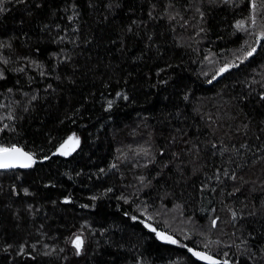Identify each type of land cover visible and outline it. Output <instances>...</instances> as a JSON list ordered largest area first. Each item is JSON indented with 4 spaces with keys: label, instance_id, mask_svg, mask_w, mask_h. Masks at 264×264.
<instances>
[{
    "label": "trees",
    "instance_id": "1",
    "mask_svg": "<svg viewBox=\"0 0 264 264\" xmlns=\"http://www.w3.org/2000/svg\"><path fill=\"white\" fill-rule=\"evenodd\" d=\"M261 33L264 0H0V146L34 157L0 264H264Z\"/></svg>",
    "mask_w": 264,
    "mask_h": 264
},
{
    "label": "snow or ice",
    "instance_id": "2",
    "mask_svg": "<svg viewBox=\"0 0 264 264\" xmlns=\"http://www.w3.org/2000/svg\"><path fill=\"white\" fill-rule=\"evenodd\" d=\"M238 27H243V25H238ZM260 40H264V33H261L259 36ZM259 42V41H258ZM256 51V48L253 46L250 50L245 52L244 59H247L248 57L252 56L253 53ZM235 67V65H232ZM229 70V65H225L223 68L220 69L221 73L227 72ZM70 141L74 142L75 144H78L79 141L75 140L74 137L69 138ZM69 141H65L64 144L60 146L58 149L59 153L61 155L68 154L67 151H65V148ZM32 163H34L33 157L22 151L20 148L16 146H10V147H2L0 146V169H10V168H16V167H31ZM213 226H215V220L213 221ZM145 227H149L151 231L156 232V235L159 239L164 240L167 243L170 244H176L177 241L173 239L171 236L165 235L163 232H157L155 228H152L151 225L145 224ZM83 241L77 237L74 241V246L77 249V252L80 251L82 247ZM189 252L192 253L194 257H196L200 261L206 262V264H220V262L216 259H214L211 255L205 254L203 252H197L193 251L191 248L188 249ZM224 264H228L227 261H224Z\"/></svg>",
    "mask_w": 264,
    "mask_h": 264
},
{
    "label": "water",
    "instance_id": "3",
    "mask_svg": "<svg viewBox=\"0 0 264 264\" xmlns=\"http://www.w3.org/2000/svg\"><path fill=\"white\" fill-rule=\"evenodd\" d=\"M259 42H258V47L256 48V51L253 53V55L252 56H250V58L251 57H253L257 52H258V49L260 48V46H261V43L264 41V40H258ZM231 70V68H229V70L228 71H230ZM226 72H224V73H220L218 76H217V78L215 79V81L214 82H217L218 80H220L222 77H223V75L225 74ZM18 148H20V147H18ZM22 151H24V152H26L24 149H22V148H20ZM26 153H28V152H26ZM28 154H30V153H28ZM31 155V154H30ZM32 156V155H31ZM33 157V156H32ZM33 160H34V157H33ZM32 165H33V163H32ZM32 167V166H31ZM31 167H25V168H22V167H16V168H10V169H0V171H27V170H29Z\"/></svg>",
    "mask_w": 264,
    "mask_h": 264
},
{
    "label": "rangeland",
    "instance_id": "4",
    "mask_svg": "<svg viewBox=\"0 0 264 264\" xmlns=\"http://www.w3.org/2000/svg\"><path fill=\"white\" fill-rule=\"evenodd\" d=\"M72 137H74L75 140H78L79 143H80V138L78 136H75L74 135ZM67 141H69V143L67 144V146L65 148V151L68 152V154H66V155H69L70 153L73 152V150H75L78 147L79 143L78 144H75L74 142L70 141L69 139Z\"/></svg>",
    "mask_w": 264,
    "mask_h": 264
}]
</instances>
